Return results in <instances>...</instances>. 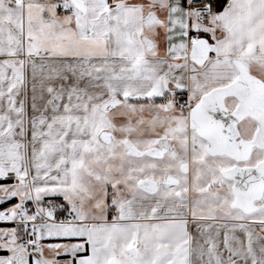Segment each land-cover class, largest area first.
I'll use <instances>...</instances> for the list:
<instances>
[{"label": "snow or ice", "instance_id": "obj_1", "mask_svg": "<svg viewBox=\"0 0 264 264\" xmlns=\"http://www.w3.org/2000/svg\"><path fill=\"white\" fill-rule=\"evenodd\" d=\"M0 264H264V0H0Z\"/></svg>", "mask_w": 264, "mask_h": 264}]
</instances>
